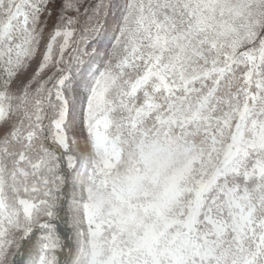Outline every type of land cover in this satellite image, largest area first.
Listing matches in <instances>:
<instances>
[{"label":"snow or ice","instance_id":"6c2138e0","mask_svg":"<svg viewBox=\"0 0 264 264\" xmlns=\"http://www.w3.org/2000/svg\"><path fill=\"white\" fill-rule=\"evenodd\" d=\"M0 264H264V0H0Z\"/></svg>","mask_w":264,"mask_h":264}]
</instances>
